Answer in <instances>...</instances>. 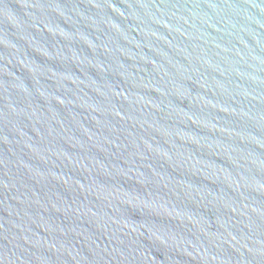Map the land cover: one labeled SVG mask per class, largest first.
<instances>
[{
    "label": "water",
    "instance_id": "water-1",
    "mask_svg": "<svg viewBox=\"0 0 264 264\" xmlns=\"http://www.w3.org/2000/svg\"><path fill=\"white\" fill-rule=\"evenodd\" d=\"M0 264H264V0H0Z\"/></svg>",
    "mask_w": 264,
    "mask_h": 264
}]
</instances>
